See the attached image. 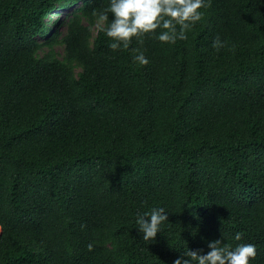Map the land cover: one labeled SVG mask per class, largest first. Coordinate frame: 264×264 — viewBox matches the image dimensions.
I'll return each mask as SVG.
<instances>
[{"label": "trees", "instance_id": "obj_1", "mask_svg": "<svg viewBox=\"0 0 264 264\" xmlns=\"http://www.w3.org/2000/svg\"><path fill=\"white\" fill-rule=\"evenodd\" d=\"M107 2L0 0V264H172L217 238L264 264V3L211 0L187 39L112 50Z\"/></svg>", "mask_w": 264, "mask_h": 264}, {"label": "clouds", "instance_id": "obj_2", "mask_svg": "<svg viewBox=\"0 0 264 264\" xmlns=\"http://www.w3.org/2000/svg\"><path fill=\"white\" fill-rule=\"evenodd\" d=\"M210 4L211 0H108L105 7L93 10V17L99 30L111 38L108 47L112 50L129 48L133 38L143 44L146 34L160 42L174 44L177 40L187 39L188 31L204 17L202 9ZM226 43L217 35L212 47L219 51ZM131 51L134 53L133 62L148 64L143 50L132 48ZM168 214L163 206L136 214L135 225L141 238L148 242L155 240L168 220ZM233 238L239 241L241 233L236 232ZM179 253L172 264H251L257 255V247L250 242L233 246L217 238L207 241V251L187 245Z\"/></svg>", "mask_w": 264, "mask_h": 264}, {"label": "rangeland", "instance_id": "obj_3", "mask_svg": "<svg viewBox=\"0 0 264 264\" xmlns=\"http://www.w3.org/2000/svg\"><path fill=\"white\" fill-rule=\"evenodd\" d=\"M70 11H71V9H67V10H63V9H61V8H57L56 9V11H55V13L54 14H52L51 16H50V20L49 21H53V20H55V19H57V18H64L65 16V14H69L70 13ZM64 25H62V26H60L59 28H58V30H57V33L58 34H61L63 31H64ZM55 49H56V51H57V53L60 55L61 53H62V47L61 46H57V47H55Z\"/></svg>", "mask_w": 264, "mask_h": 264}, {"label": "water", "instance_id": "obj_4", "mask_svg": "<svg viewBox=\"0 0 264 264\" xmlns=\"http://www.w3.org/2000/svg\"><path fill=\"white\" fill-rule=\"evenodd\" d=\"M0 232H1V229H0Z\"/></svg>", "mask_w": 264, "mask_h": 264}]
</instances>
